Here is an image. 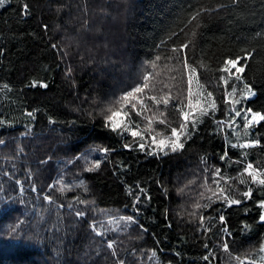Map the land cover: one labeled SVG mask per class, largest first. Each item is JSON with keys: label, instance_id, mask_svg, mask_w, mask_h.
<instances>
[{"label": "trees", "instance_id": "1", "mask_svg": "<svg viewBox=\"0 0 264 264\" xmlns=\"http://www.w3.org/2000/svg\"><path fill=\"white\" fill-rule=\"evenodd\" d=\"M198 8L209 11L189 23ZM242 50L253 51L243 75L255 94L233 105L227 93L243 84H224L223 61ZM184 59L196 68L200 87L191 84L193 103L199 94L215 108L195 130L189 125L183 149L148 155L130 134L104 126L97 113L152 73L149 94L173 97L145 114L155 117L152 135L162 132L161 139L179 128L178 106L188 103ZM242 108L264 114V0H6L0 6V264H209L206 244L216 257L212 264H229L222 238L232 256L258 248L264 185L249 173L264 172V122L245 134L243 116H235ZM132 119L147 125L143 117ZM236 133L260 144L232 147ZM146 139L150 144L151 135ZM104 148L109 151L96 150ZM82 156L100 160V167L84 171ZM248 164L253 169L246 172ZM215 168L230 178L240 205L213 196ZM249 188L252 197L244 199L240 193ZM221 214L231 236L221 232ZM128 216L135 223L120 220Z\"/></svg>", "mask_w": 264, "mask_h": 264}, {"label": "snow or ice", "instance_id": "2", "mask_svg": "<svg viewBox=\"0 0 264 264\" xmlns=\"http://www.w3.org/2000/svg\"><path fill=\"white\" fill-rule=\"evenodd\" d=\"M6 0H0V6H2ZM237 0H232V3H236ZM24 13L27 14L28 5L24 4ZM209 11L205 8H198L194 12L190 13L189 23L192 21H198L200 18L201 13ZM198 26V25H197ZM55 47V45H53ZM182 48L186 49L188 47L187 44H184L181 46ZM173 51H179V49H173ZM243 55H237L234 59L228 58L223 61L224 68L222 69L225 73H227V78L221 77V80H223L224 84L227 85L229 83V80L238 81L241 84H243L242 88H238V85L233 83L231 86V92L227 93V96L233 97L231 100V103L233 105L240 104L241 100H245L250 96H253L255 93L253 92L252 86L248 84L244 80V73L246 70V66L250 59L253 58V51L251 50H242ZM160 57H156V60H159ZM147 64H149L151 67L155 68L157 65L155 61H146ZM183 67L184 69L188 70V103L187 105L181 104L178 106V111L180 112V115L182 116V122L179 125V128L171 127L170 135L165 136L164 138L158 139V137L164 136L162 132H156L154 135L152 133L155 131L153 128V121L155 117H148L145 114L150 112L152 110L153 105H160L163 103L165 106H167L173 97L170 94H166L164 96L157 97V95H150L149 89L153 88L154 85L151 83L153 79L152 73H145L141 76L140 81L135 84V86H130V89L127 91H122L121 94L117 97H115L114 100L110 101L109 104L100 110L98 115H102L103 119L105 121L104 126L106 128H110L111 131L116 132L120 135H123L124 133H128L133 138V142L137 143V146L140 151H147L148 155H156L157 153H163L167 155L166 149H170L172 152H176L177 150L183 149L184 143L181 140V137H188L190 135L189 132V125H191V129L195 130L196 125L199 122L200 116H205L209 114V108L214 109L215 103H207L206 98H201L199 94L195 97V103H193V92L191 89V84L193 82V78L196 74V68L192 66L188 59H184L183 61ZM71 70H69L70 72ZM43 87H47V85H42ZM3 87L7 88V85H4ZM239 91V98H236L237 92ZM208 97L212 96L211 92L207 93ZM151 102V103H149ZM206 104V106H205ZM188 108V111H185L184 109ZM198 113V114H197ZM133 114H135L138 117H143L147 120V125L144 128L140 127V124L132 119ZM249 114L251 116L249 117ZM28 115H33V113H28ZM235 116H243L244 119V130L245 134H247V131L254 125L259 124L261 122H264V114L261 112H253L251 108H242L240 110H237L235 112ZM234 117L230 118L229 124L234 122ZM0 123H3V121H0ZM159 123L166 124L165 120H160ZM222 130V129H221ZM146 134L151 135V143L149 144L146 139ZM237 138L239 139V133L235 134ZM0 144H4L3 140H0ZM260 144L259 139H254L249 142H246L244 144H233L232 147H239V148H250L254 147ZM147 145V148H146ZM152 145H155V148H152ZM125 148L132 147V143H126L124 145ZM98 151L107 153L109 150L107 148L104 149H96ZM246 155V153H245ZM228 157L227 150L224 152V155L220 157L221 160H225ZM80 159H83L85 163L88 165L84 171H94L98 169L101 165L100 160H93L89 161L87 156H82ZM240 161H237L239 163ZM43 163V162H42ZM71 163V161H69ZM249 169H253L252 164H248L245 167V171L247 172ZM205 172H208V169H204ZM249 175L251 176V181L253 183H258L260 185H264V172H250ZM224 182L225 186H221V182ZM212 182L216 185L217 191L213 192V196L216 197V199H221L224 201L225 205L231 206V205H240L242 203L241 199H237L233 196L231 191V183L230 178H225L221 175V169L215 168L212 171ZM55 183H62L61 180H57ZM191 183V182H190ZM241 184L246 183L244 179L240 180ZM84 181H80V185L83 186ZM49 187H53V185H49ZM69 187V185H65L64 189L66 190ZM86 190V189H85ZM240 195L244 199H251L252 197V189L249 188L247 191H244L240 193ZM45 200H51V197L45 196ZM80 203H84V201H79ZM258 207L261 209L260 215H259V221L264 222V198L257 201ZM209 205H200L199 203L196 204L197 208L200 207H208ZM247 211V209L245 210ZM85 213L82 211H77L76 216L82 217ZM201 221V227L204 226L205 217L200 216L199 217ZM120 220L131 223H135V218L132 216L128 217H120ZM219 222L223 225L221 228V232L226 233L228 236H231V232L228 231V227L225 221V217L223 214L219 217ZM90 227L93 228L95 231V223L93 225H90ZM143 228V226H140ZM249 226L245 225V229H247ZM15 231V229H13ZM205 231H209L208 228H205ZM97 235H102L101 232L97 231ZM115 241H108L107 247L108 249H114L115 248ZM220 247L222 248L223 252L229 254V264H231L232 261L235 262V264H264V243H260V246L258 248H253L250 251H245L244 253H241L239 255L232 256L231 254V248L227 241L223 240L220 244ZM205 248L208 249V255H205L203 259L205 261H208L209 264H212V260H215V254L212 252L211 249L208 248V245H205ZM113 256H116V252L113 250L112 252ZM153 255H155L153 253ZM210 256L212 257V260H210ZM117 264H125L123 260H118Z\"/></svg>", "mask_w": 264, "mask_h": 264}, {"label": "rangeland", "instance_id": "3", "mask_svg": "<svg viewBox=\"0 0 264 264\" xmlns=\"http://www.w3.org/2000/svg\"><path fill=\"white\" fill-rule=\"evenodd\" d=\"M193 83H194V86L195 88L199 89L200 87L197 85V82H196V78L194 76L193 78ZM254 112V111H253ZM251 116V114H249V117ZM242 138V135L240 134L239 135V139L235 142V144H244L246 142H249L248 140H245V139H241ZM155 148V146L153 147ZM250 170V169H249ZM252 171V170H251ZM253 172H259V171H253Z\"/></svg>", "mask_w": 264, "mask_h": 264}]
</instances>
